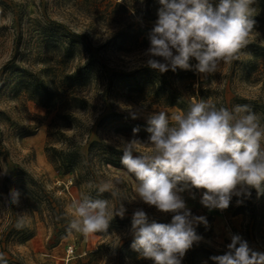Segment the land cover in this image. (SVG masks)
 <instances>
[{
  "label": "rangeland",
  "instance_id": "rangeland-1",
  "mask_svg": "<svg viewBox=\"0 0 264 264\" xmlns=\"http://www.w3.org/2000/svg\"><path fill=\"white\" fill-rule=\"evenodd\" d=\"M115 2L0 0V253L5 254L8 264H138L123 244L134 235V211L142 209L148 219L159 217L171 222L172 214L162 213L139 198L129 201L135 193L124 167L107 164L96 153L87 154L93 139L120 149L132 139L148 141V137L122 133L115 122L103 119L106 114H130L143 121L159 111L170 118L180 114L176 107L150 101L147 82L151 77L146 72L141 75L142 97L131 91L132 79L113 74L147 64L148 35L158 19V15L154 20L129 18ZM140 2L146 4V0ZM210 2L215 6L218 0ZM150 4L161 7L159 0H150ZM109 16L119 21L112 22ZM255 17L254 32L258 35L249 37L238 60L222 63L218 72L207 76L191 68L196 74L193 80L174 72L173 82L192 102L210 100L217 108L229 109L248 105L264 125V57L257 56V47L251 44L264 45V16L257 10ZM72 31L83 38L75 55L68 58L63 52ZM87 46L95 51L96 68L92 78L75 89L66 76L85 63ZM154 59L164 62L162 57ZM190 64L194 66L192 60ZM43 87L49 91L48 99ZM68 123L73 125L65 126ZM60 132L74 137L80 152L88 158L69 172L59 170L47 151L52 146L66 147ZM261 143L264 147V140ZM150 147L141 144L138 151L147 154ZM15 168L25 169L46 190L49 201L42 210L28 207L22 177L9 175L5 183L9 170ZM100 187L106 190L100 193ZM261 188L260 194L251 188L250 196L233 195L222 214L201 204L204 189L180 193L191 213L206 220L194 225L201 237L195 243L208 246L214 256H219L228 251L231 237L239 235L252 250L264 253V182ZM14 193H18L15 201ZM86 196L109 200L112 208L123 204L126 219L114 220L105 233L84 235L73 230L69 234V221L76 218L73 204ZM50 206L55 208L54 213L63 211L64 215L55 216ZM17 223L24 227L17 228ZM199 260L195 264H209L205 258Z\"/></svg>",
  "mask_w": 264,
  "mask_h": 264
},
{
  "label": "clouds",
  "instance_id": "clouds-1",
  "mask_svg": "<svg viewBox=\"0 0 264 264\" xmlns=\"http://www.w3.org/2000/svg\"><path fill=\"white\" fill-rule=\"evenodd\" d=\"M255 2L218 0L214 6L210 0H159L158 19L148 35V66L160 72L194 68L205 76L218 72L222 63L238 60L249 37L258 35ZM260 119L248 105L217 108L204 99L171 118L164 111L148 117V141L132 139L122 145L124 175L135 193L128 199L139 198L172 218L170 223H149L144 210H135L131 220L135 251L154 264H181L186 251L201 239L194 225L206 223L186 207L180 195L185 190L204 189L200 202L210 210L227 209L233 195L250 196L251 188L262 192L264 125ZM141 144L151 146L147 154L139 153ZM105 190L100 187L99 192ZM16 197L18 193L14 201ZM73 208L76 218L69 221V234L107 231L114 215L123 217L126 212L123 204L112 208L109 200L87 196L75 201ZM23 227L17 223V228ZM227 249L211 257L215 264H264V253L252 250L239 235L231 237ZM0 264H8L4 253Z\"/></svg>",
  "mask_w": 264,
  "mask_h": 264
},
{
  "label": "trees",
  "instance_id": "trees-1",
  "mask_svg": "<svg viewBox=\"0 0 264 264\" xmlns=\"http://www.w3.org/2000/svg\"><path fill=\"white\" fill-rule=\"evenodd\" d=\"M149 2V3H148ZM115 6L121 8L129 18L139 17L140 19H149L154 20L157 17V12L159 6H155L150 4V0H146V4L142 5L140 0H123L120 2L119 0L114 3ZM261 14L264 16V0H256L253 5ZM112 15V14H108ZM112 22H118V18L116 16H109ZM112 17V18H111ZM253 19H258V17H253ZM82 34L72 31L70 37L65 40L64 46V55H68V58L74 56L76 53V47L78 43L82 39ZM77 39V40H75ZM78 41V42H76ZM257 47L255 50V54L260 57H264V45H257L251 43ZM88 47V46H87ZM88 57L83 65H81L74 73L67 75V79L69 83L73 86V88L79 87L84 81L92 78L96 63L97 56L95 51L92 50L91 47H88ZM145 74L150 75L151 79L147 82L150 87V94L152 95L150 101L152 103H157L161 106L165 107H176L179 110L180 114L185 113L188 110V107L191 103H193L190 99L186 98L177 88L174 86L173 82V74L174 72H179L184 77H187L193 80L196 76L195 71L193 69L184 70V69H176L175 71L168 70L165 73L160 72L158 69H154L148 64H144L143 66L129 72H114L119 77H125L126 79H132L133 82L130 83L131 91L137 93L136 97H142L141 89V75ZM44 88V97L48 99L50 97L49 91L46 87ZM32 91V90H31ZM201 93L203 90L201 89ZM74 99H78L76 96H73ZM0 113H2L0 111ZM130 114H122L119 112H111L109 114L104 115L103 119H109L110 122H115L116 127L122 133L135 137V138H146L149 137V133L146 131L149 126L147 121H143L138 119L137 117ZM73 119L75 117L72 116ZM72 123H68L65 126H71ZM77 127H80V124H77ZM76 127V126H75ZM133 129H138L137 132H133ZM63 136V142L66 147L58 149L54 146L48 148L47 151L49 153V159L55 164L59 170L63 172H69L76 168H79L83 163L88 160L87 156L80 152L79 145L77 144L74 137L66 135L63 132H60ZM54 136V134H53ZM1 151V148H0ZM98 154L101 155L104 159V162L107 164H111L116 167L123 168L124 166L121 163V158L123 156V151L120 148H117L111 144H108L102 139H93L90 141L87 149V154ZM18 175L23 179V192L25 201L32 210H42V206L49 200H47V192L43 188V186L25 169L15 168L9 170L7 177L5 179V183L8 179L9 175ZM52 213L56 216L57 213L60 215H64L63 211L55 212V208L50 206ZM126 217H119L114 215L110 224L114 220H125ZM149 222H157V223H169L163 218L159 217H150L148 219ZM104 231L103 233H105ZM134 242V235L125 239L123 244H125L128 248V255L136 261L138 264H154L152 259H147L142 257L137 251L132 248V244ZM187 257L184 256L181 258V264H195L200 261L199 259H207L209 264H215V261L211 259L214 256V250L209 248L204 244L197 245L195 242L192 247L186 251Z\"/></svg>",
  "mask_w": 264,
  "mask_h": 264
},
{
  "label": "built area",
  "instance_id": "built-area-1",
  "mask_svg": "<svg viewBox=\"0 0 264 264\" xmlns=\"http://www.w3.org/2000/svg\"><path fill=\"white\" fill-rule=\"evenodd\" d=\"M192 60V63L195 65L196 63H197V61L193 58V59H191ZM225 210L226 209H223V210H221V209H211V211L212 212H214V213H219V214H222V213H224L225 212Z\"/></svg>",
  "mask_w": 264,
  "mask_h": 264
}]
</instances>
